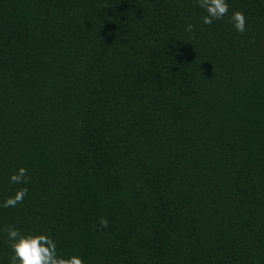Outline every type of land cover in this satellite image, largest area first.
<instances>
[{
    "label": "trees",
    "instance_id": "16d2710c",
    "mask_svg": "<svg viewBox=\"0 0 264 264\" xmlns=\"http://www.w3.org/2000/svg\"><path fill=\"white\" fill-rule=\"evenodd\" d=\"M228 3L0 0V204L28 190L0 264L10 227L84 264H264V0Z\"/></svg>",
    "mask_w": 264,
    "mask_h": 264
},
{
    "label": "clouds",
    "instance_id": "9594fccd",
    "mask_svg": "<svg viewBox=\"0 0 264 264\" xmlns=\"http://www.w3.org/2000/svg\"><path fill=\"white\" fill-rule=\"evenodd\" d=\"M198 6L206 13L202 17L205 25H210L214 20H221L229 11L228 0H198ZM230 23L241 34L246 31V17L242 11H233L229 17ZM186 31H192L191 24L186 25ZM27 169L21 167L9 177L11 184H27ZM27 188H19L7 197L0 207L14 208L22 203L27 196ZM107 226L106 222H103ZM7 241L11 251L10 264H84L79 255L64 256L57 251L53 239L38 232H24L18 228L7 229Z\"/></svg>",
    "mask_w": 264,
    "mask_h": 264
}]
</instances>
